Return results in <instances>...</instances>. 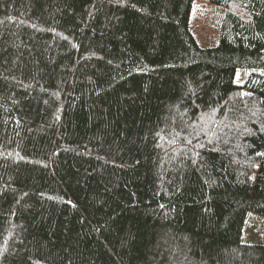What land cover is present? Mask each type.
I'll return each instance as SVG.
<instances>
[{"label": "trees", "instance_id": "1", "mask_svg": "<svg viewBox=\"0 0 264 264\" xmlns=\"http://www.w3.org/2000/svg\"><path fill=\"white\" fill-rule=\"evenodd\" d=\"M0 0V264H264V0Z\"/></svg>", "mask_w": 264, "mask_h": 264}, {"label": "rangeland", "instance_id": "2", "mask_svg": "<svg viewBox=\"0 0 264 264\" xmlns=\"http://www.w3.org/2000/svg\"><path fill=\"white\" fill-rule=\"evenodd\" d=\"M224 9L212 5L208 0H197L194 3L190 28L200 46H212L219 39V24ZM251 72L264 75V70H238L235 74V83L243 85ZM242 242L246 244H264V216L250 212L247 216L242 232Z\"/></svg>", "mask_w": 264, "mask_h": 264}]
</instances>
